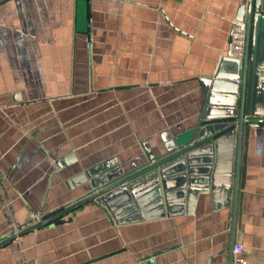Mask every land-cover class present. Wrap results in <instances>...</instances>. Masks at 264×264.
Returning <instances> with one entry per match:
<instances>
[{
	"label": "crops",
	"instance_id": "1",
	"mask_svg": "<svg viewBox=\"0 0 264 264\" xmlns=\"http://www.w3.org/2000/svg\"><path fill=\"white\" fill-rule=\"evenodd\" d=\"M245 2L0 0V242L88 196L81 174L113 161L129 176L189 140ZM241 164L233 244L264 264V124L244 127ZM185 202L118 224L91 201L0 264H229L228 201Z\"/></svg>",
	"mask_w": 264,
	"mask_h": 264
},
{
	"label": "water",
	"instance_id": "2",
	"mask_svg": "<svg viewBox=\"0 0 264 264\" xmlns=\"http://www.w3.org/2000/svg\"><path fill=\"white\" fill-rule=\"evenodd\" d=\"M237 21L246 25L242 60L230 58V49L212 77L202 80L207 99L197 128L189 140L176 141L161 158L123 176L113 161H107L81 174L77 181H90L85 198L37 221L18 228L17 235L0 242V247L20 236L59 219L91 201L104 205L118 224L171 215V205L185 207L187 195L213 194L226 199L231 208L229 264L236 223L242 135L250 124H264V0H246L238 10ZM155 210L152 213L149 210ZM180 213H186L185 208ZM70 221V220H69Z\"/></svg>",
	"mask_w": 264,
	"mask_h": 264
},
{
	"label": "built area",
	"instance_id": "3",
	"mask_svg": "<svg viewBox=\"0 0 264 264\" xmlns=\"http://www.w3.org/2000/svg\"><path fill=\"white\" fill-rule=\"evenodd\" d=\"M245 38H246V25L244 21H233L229 34V49L230 58L242 60L245 51ZM254 127H258L259 124H251ZM97 187L92 189V192H96ZM18 228L13 223L10 236L17 235ZM246 258L244 256L243 248L240 244H234L232 247V263L231 264H246Z\"/></svg>",
	"mask_w": 264,
	"mask_h": 264
}]
</instances>
